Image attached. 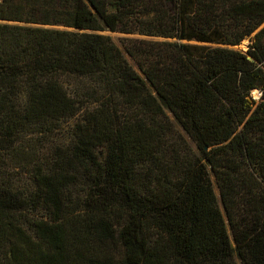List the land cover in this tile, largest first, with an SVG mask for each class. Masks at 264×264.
<instances>
[{
    "label": "trees",
    "instance_id": "trees-1",
    "mask_svg": "<svg viewBox=\"0 0 264 264\" xmlns=\"http://www.w3.org/2000/svg\"><path fill=\"white\" fill-rule=\"evenodd\" d=\"M106 31L168 40L125 45L139 73ZM238 262L264 264V0H0V264Z\"/></svg>",
    "mask_w": 264,
    "mask_h": 264
},
{
    "label": "rangeland",
    "instance_id": "rangeland-1",
    "mask_svg": "<svg viewBox=\"0 0 264 264\" xmlns=\"http://www.w3.org/2000/svg\"><path fill=\"white\" fill-rule=\"evenodd\" d=\"M103 34L108 35V36L111 37L113 42L123 51L124 56L127 59V61L130 63V65L138 72H139L138 66H137L135 60L126 52L125 45L133 44L134 42H136V40H146V41H166V40H168V39H163V38L145 37V36H141V35H138V34L129 35V34H123V33H119V32H110V31H106ZM250 44H251L250 38L248 37V38L244 39L238 46H235V49L247 51L248 48H249L248 46ZM73 124H74V121L67 123L66 127H65V130H68L69 127H71ZM211 180L213 182L215 193L217 195L220 207L223 210V205H222V202H221L219 189H218V186L216 184L215 177H214V175L212 173H211ZM258 183H260V182L257 180V184ZM237 211H239V214L242 213L241 212L242 211V207L241 206L238 207ZM237 220H240V217L237 218ZM229 229H230V227H229ZM229 233H230V236H231L232 243H233V245H235L234 238H233V233H232L231 229H230ZM238 264H240V263L238 262Z\"/></svg>",
    "mask_w": 264,
    "mask_h": 264
},
{
    "label": "built area",
    "instance_id": "built-area-1",
    "mask_svg": "<svg viewBox=\"0 0 264 264\" xmlns=\"http://www.w3.org/2000/svg\"><path fill=\"white\" fill-rule=\"evenodd\" d=\"M251 96L254 100L259 101L262 96V92L259 90H254L252 91Z\"/></svg>",
    "mask_w": 264,
    "mask_h": 264
}]
</instances>
